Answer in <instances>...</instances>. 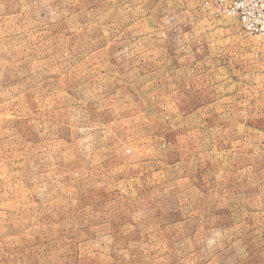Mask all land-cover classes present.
I'll return each mask as SVG.
<instances>
[{"label":"rangeland","instance_id":"obj_1","mask_svg":"<svg viewBox=\"0 0 264 264\" xmlns=\"http://www.w3.org/2000/svg\"><path fill=\"white\" fill-rule=\"evenodd\" d=\"M232 0H0V264H264V36Z\"/></svg>","mask_w":264,"mask_h":264},{"label":"built area","instance_id":"obj_2","mask_svg":"<svg viewBox=\"0 0 264 264\" xmlns=\"http://www.w3.org/2000/svg\"><path fill=\"white\" fill-rule=\"evenodd\" d=\"M228 7L248 34L264 36V0H232Z\"/></svg>","mask_w":264,"mask_h":264}]
</instances>
